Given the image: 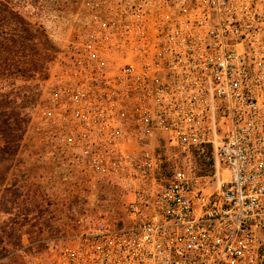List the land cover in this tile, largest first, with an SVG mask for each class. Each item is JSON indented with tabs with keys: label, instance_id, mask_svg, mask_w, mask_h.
<instances>
[{
	"label": "built area",
	"instance_id": "1",
	"mask_svg": "<svg viewBox=\"0 0 264 264\" xmlns=\"http://www.w3.org/2000/svg\"><path fill=\"white\" fill-rule=\"evenodd\" d=\"M101 3L39 108L38 158L87 186L124 172L155 184L162 148L211 168H175L119 219L78 220L38 264H264L263 14L248 0Z\"/></svg>",
	"mask_w": 264,
	"mask_h": 264
},
{
	"label": "rangeland",
	"instance_id": "2",
	"mask_svg": "<svg viewBox=\"0 0 264 264\" xmlns=\"http://www.w3.org/2000/svg\"><path fill=\"white\" fill-rule=\"evenodd\" d=\"M26 19L33 31H16L12 13L0 10L6 31H0V171L8 163L23 176V195L15 216L23 228L6 229L10 241L2 244L0 264H38L45 261L52 245L64 243L80 228L93 225L99 213L119 219L125 203L135 196L149 198L165 184L177 167L205 172L211 168L208 153L159 149L163 157L155 184L124 172L111 175L93 186L64 183L53 168L38 158L39 140L34 131L36 116L44 102L52 77L64 69L69 43L98 22L102 0H1ZM263 14L264 0H248ZM1 26V24H0ZM12 91L7 99L5 93ZM12 193V197H16ZM17 194V198L19 197ZM40 195V196H38ZM29 233L27 237L22 234ZM1 235V233H0ZM1 237V236H0ZM24 238L25 242H21ZM35 243L29 245L28 242ZM26 243V244H25ZM35 245L36 251L33 250ZM22 249V251H20ZM43 259V260H42Z\"/></svg>",
	"mask_w": 264,
	"mask_h": 264
},
{
	"label": "crops",
	"instance_id": "3",
	"mask_svg": "<svg viewBox=\"0 0 264 264\" xmlns=\"http://www.w3.org/2000/svg\"><path fill=\"white\" fill-rule=\"evenodd\" d=\"M17 169L14 168L11 163H8L6 166L3 167V171H0V233H1V242L3 245H7V241H10L9 236H7L6 229L11 227H20L24 226L21 225L22 222L19 221V217L17 219H13L11 216H15L16 212V204L21 199L23 195H20L18 193H22L21 190L23 189V176L19 175L18 173H15ZM16 184V188L18 193L14 192L11 188V186ZM12 193L16 197H12ZM18 194V198H17ZM40 196V195H38ZM23 237H27L29 233L22 234ZM25 235V236H24ZM21 242H25L24 238L21 239ZM26 244V243H25ZM22 251V249H20Z\"/></svg>",
	"mask_w": 264,
	"mask_h": 264
},
{
	"label": "trees",
	"instance_id": "4",
	"mask_svg": "<svg viewBox=\"0 0 264 264\" xmlns=\"http://www.w3.org/2000/svg\"><path fill=\"white\" fill-rule=\"evenodd\" d=\"M0 10L5 12H8V10L12 13L13 17L12 20L17 22V28H15L16 31H33L32 27L28 24V22L26 21V19H24V17H22L18 11L10 9V7H8L4 1L0 0ZM0 31H6L3 27V25H5V19H4V15H2V13L0 12ZM0 54H2V52H0ZM0 57H2V55H0ZM1 69V68H0ZM1 72V71H0ZM5 86L3 84L0 83V95L4 94L2 89H4ZM12 95L14 96V93L12 91H9L7 93H5V99L9 98V96ZM7 104L10 105L13 103V100L7 99Z\"/></svg>",
	"mask_w": 264,
	"mask_h": 264
}]
</instances>
